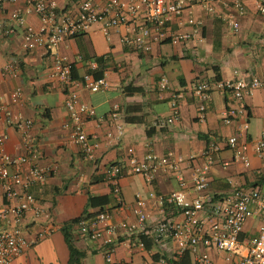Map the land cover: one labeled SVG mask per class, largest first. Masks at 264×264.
Masks as SVG:
<instances>
[{"label": "crops", "instance_id": "0c3cea01", "mask_svg": "<svg viewBox=\"0 0 264 264\" xmlns=\"http://www.w3.org/2000/svg\"><path fill=\"white\" fill-rule=\"evenodd\" d=\"M54 1L58 9L74 17L84 0ZM90 1L101 10L107 0ZM186 1L183 14L171 17L165 29L169 35L192 33L195 26L186 22L192 16L201 24L198 35L188 41L171 44L169 40H154L153 33L150 50L139 51L123 42V37L130 38L137 30L135 26L140 21L137 17L127 25L110 28L107 35L100 23L93 24L86 33L59 44L58 53L73 63L79 82L74 89L79 100L94 109V116L87 118L85 124L94 147L93 160L87 159L71 140V125L64 106L66 92L51 73V54L43 48L24 51L20 27L12 37L0 36V103L6 106V116L19 114L33 123L28 142L16 128H7L4 149L14 158L29 159L31 153L36 154L35 159L17 166L23 175H27L33 165L43 171L42 177L30 180L28 193L33 203L16 224L30 241L42 230L51 228L49 235L8 264H68L69 249L62 227L84 213L94 217L105 210L110 213V223L116 225L110 244L106 242L109 237L103 227L94 240L80 235L76 227H72V243L83 253L80 264H103L107 250L112 251L117 261L163 264L153 243L148 249L135 248L133 254L127 253L130 241L120 224H133L135 235L140 234L141 226L133 213L137 194L146 201L144 211L158 216L156 205L148 199L150 192L168 194L184 190L188 198L200 195L207 203L227 196L235 188L264 190V161L253 152V141L264 130V88L255 90L242 102L247 110L246 138L250 142L246 151L249 165L245 166L224 143L238 132L243 117L233 112L229 115L231 121H224L226 113L234 111L238 105L229 92L215 86L219 81L234 79V71L247 80L264 77V20L252 0L240 1L244 6L242 14L235 7L236 0H215L208 8L196 0ZM25 5V0L5 4L0 10V20L8 21L11 10H22ZM230 18L237 22L236 30L229 26ZM24 22L36 29L41 26L34 14L26 15ZM79 55L84 61L78 60ZM94 58L106 60L103 77L107 87L90 92L81 80L85 74L94 72L88 67L89 60ZM8 62L14 64L15 74L2 75V68ZM162 78L166 80L164 89L159 87ZM201 81L210 85L203 119L199 117V101L192 94V88ZM16 88L22 90L23 101L13 104L10 93ZM173 101L177 103L179 118L170 125L157 126L159 120L171 115ZM113 113L117 114L114 120ZM5 120L3 114L2 122L6 126ZM212 141L219 144L220 149L211 154L214 162L206 175L207 187L197 193L193 190L191 173L205 163L204 153ZM129 149L137 160H142L148 152L157 157L171 153L180 161L178 173L159 168L149 184L141 175L130 171ZM115 164L121 168L118 181L121 206L112 193L107 175L108 168ZM89 196L106 197V203L97 208L89 207ZM18 202L15 199L10 204ZM170 212H166L168 217L181 219L177 213ZM259 225L258 213L248 218L242 239L253 237ZM187 255L190 264H194ZM210 257L217 264H225L216 251H210ZM164 264L171 262L166 260Z\"/></svg>", "mask_w": 264, "mask_h": 264}, {"label": "built area", "instance_id": "2783aa9c", "mask_svg": "<svg viewBox=\"0 0 264 264\" xmlns=\"http://www.w3.org/2000/svg\"><path fill=\"white\" fill-rule=\"evenodd\" d=\"M18 0H0V10L5 4H15ZM203 7L215 0H196ZM236 0L235 7L239 14L244 11V6ZM257 13L264 20V0H252ZM22 10L13 9L8 13V21L0 20V36L12 37L17 28H22V49L33 51L43 48L52 56L51 73L64 87L66 98L64 106L68 112L71 125V140L77 144L85 157L94 159V147L85 130L86 119L94 116V109L82 103L75 91L79 82L72 77L73 63L58 53L59 44L67 38H75L86 33L93 24L100 23L105 35L110 28L127 25L129 21L139 18L134 34L123 37V42L133 46L139 51L150 50V40L154 33V40L166 41L177 44L188 41L198 35L201 22L192 16L186 20L187 24L194 25L192 33L169 35L165 29V23L171 17H180L187 7L186 0H107L104 7L97 9L90 0H84L79 4L78 13L72 17L57 8L54 0H25ZM34 14L41 22L39 28L27 25L25 16ZM229 26L236 30L238 24L234 19H228ZM79 61H84L83 56H78ZM88 67L91 71L97 70V62L89 60ZM2 75L15 74L14 64L6 63L1 71ZM236 77L215 83L217 89L229 92L238 107L234 111L226 113L225 122L229 123V115L233 112L242 116V123L236 134L226 138V147L233 151L234 157L245 166L249 165L246 151L249 147L247 140V110L242 105L246 97L260 88H264V77H250L245 79L234 71ZM81 82L90 92H97L107 87V82L102 76L95 79L92 73L85 74ZM166 80L161 79L159 87L164 89ZM210 85L207 81H201L192 88V94L199 101L198 111L200 119H203L205 103L209 100ZM23 101V93L20 88L10 93V102L18 104ZM171 115L159 120L157 126L172 124L179 118L176 101L171 103ZM6 106L0 103V264H8L14 258L21 255L28 247L38 240L45 238L51 233V228L39 232L33 241L27 240L17 222L21 219L30 205L33 197L28 193V186L32 178L42 177V169L31 166L27 175H23L17 168L20 163L35 159L36 154H30V158H14L8 155L4 149L8 139L7 128H16L24 141L30 139L32 120L21 115L6 116ZM3 114L6 117V126L3 124ZM114 120L117 114H111ZM118 129H120L118 127ZM94 138V137H93ZM30 149V146L28 147ZM220 149L219 144L212 141L205 151V163L201 167H195L191 173L193 190L202 192L207 187L206 175L213 164L211 156L213 152ZM253 152L257 158L264 161V130L253 141ZM130 171L141 175L147 183H151L154 174L159 168L178 171L179 160L174 159L171 153L166 156L157 157L148 152L142 160H137L129 149ZM227 165V163H223ZM178 173V172H177ZM108 180L111 184L112 193L117 197V204L122 205L119 177L121 168L119 165H111L107 170ZM181 177V176H180ZM182 180V177L179 178ZM181 185L183 182L181 181ZM18 199L15 205L11 201ZM150 199L158 209V216L144 211L146 204L139 194L136 195L133 213L137 224L141 226L140 234L150 239L156 246L157 253L161 255L160 262L173 261L174 264L181 261L185 254H189L194 264H217L210 257V251H216L222 255L225 264H264V190L257 188H235L230 194L213 202L205 200L198 195L188 198L184 190L172 191L168 194L148 193ZM170 210L177 213L181 219L176 220L168 217L166 212ZM260 215V225L257 233L249 238L242 239L244 223L254 214ZM80 235L94 240L99 236V228L103 227L109 237L106 242L110 244V237L114 235L116 225L110 223V213L101 211L94 217L80 219L74 225ZM122 228L128 235L130 241L127 253L133 254L134 249L144 250V243L139 235H135V225L121 223ZM103 264H131L126 261H117L113 258L112 251L107 250L103 254Z\"/></svg>", "mask_w": 264, "mask_h": 264}, {"label": "trees", "instance_id": "16d2710c", "mask_svg": "<svg viewBox=\"0 0 264 264\" xmlns=\"http://www.w3.org/2000/svg\"><path fill=\"white\" fill-rule=\"evenodd\" d=\"M98 64H99V69L95 70L92 75L95 79L100 78L103 76V71H104V63L106 60L103 58H94ZM72 77L76 79V74L74 70V66L72 68ZM106 203V197H101L100 199L89 196L88 197V206L92 208H97L98 206L105 204ZM102 210V209H100ZM91 217V215L84 213L80 217H76L73 220H71L69 223L65 224L62 227L63 234L65 235V240L68 245L69 249V261L68 264H80V259L83 257V253L80 252L78 249H76L72 243V238H71V230L72 227L80 220V219H86ZM140 240L144 243V249H148L150 245L152 244V241L142 235V233L139 235ZM167 262H171V264H174L173 261L167 260ZM176 264H190V261L188 259V255L185 254V256L181 259L180 262Z\"/></svg>", "mask_w": 264, "mask_h": 264}]
</instances>
